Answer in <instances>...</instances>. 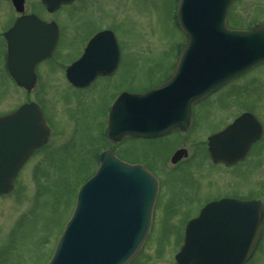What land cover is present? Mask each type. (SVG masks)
I'll use <instances>...</instances> for the list:
<instances>
[{
  "label": "water",
  "instance_id": "obj_1",
  "mask_svg": "<svg viewBox=\"0 0 264 264\" xmlns=\"http://www.w3.org/2000/svg\"><path fill=\"white\" fill-rule=\"evenodd\" d=\"M41 1L48 11H54L71 0ZM232 1L178 0L176 18L186 40L173 71L152 90L124 92L116 98L108 115L109 138L186 130L194 102L264 62V23L248 29L228 28L225 18ZM12 2L17 11H23V0ZM57 34L55 22L42 21L34 14L20 15L4 33L6 66L18 85L28 91L32 88L34 66L49 56ZM113 39L110 31L99 32L83 56L94 52L98 58L104 48L114 45ZM82 58L67 69L70 81L76 85L84 84L78 81L83 73H106L113 68L89 69ZM247 117L250 115H242L209 138L214 161L231 162L245 153L254 138L251 130L241 127ZM47 136L42 112L33 102L0 115V194L11 191L17 171ZM181 152L174 153L172 162ZM155 195L156 180L142 165L123 162L112 150L103 151L96 172L78 191L72 215L48 264H127L147 236ZM257 209L261 212L253 201L221 199L208 203L186 224L183 245L175 255L177 263L243 264L259 236L262 213H252ZM223 210L240 213L223 214Z\"/></svg>",
  "mask_w": 264,
  "mask_h": 264
},
{
  "label": "rangeland",
  "instance_id": "obj_2",
  "mask_svg": "<svg viewBox=\"0 0 264 264\" xmlns=\"http://www.w3.org/2000/svg\"><path fill=\"white\" fill-rule=\"evenodd\" d=\"M82 1L49 13L40 0H25L26 12L56 21L61 34L52 58L40 66L39 79L43 81L29 94L4 73L5 49L0 39V114L30 98L41 106L47 122L52 120L54 124L48 143L24 165L12 192L0 196V264L47 263L73 211L77 191L92 173L93 150L100 143L106 101L119 88L140 91L158 83L172 68L176 51L171 49L184 40L174 20L176 0ZM8 7L5 0H0V21L7 15L8 19L13 17L12 12L7 14ZM257 21H264V0H234L229 5L226 24L230 28H246ZM1 24L5 26L7 22ZM98 26L109 27L116 33L124 49L118 73L108 81L96 82L92 90L76 91L63 81L64 67L59 64H66L77 53L80 38ZM236 84H228L212 95L217 97L216 105L199 107L194 130L186 134L184 147L203 143L205 133L216 129L226 118L220 108L221 97L236 96L243 102H251L253 97L264 98V77H249L244 90L238 91ZM229 102L231 106L235 104L232 98ZM171 138L132 141L118 152L128 161L144 162L154 168L162 187L148 239L131 264H176L173 257L181 230L191 216L173 214L171 208L182 204L185 194L209 193L202 185L203 179L200 184L188 166L164 165L176 147ZM202 152L201 147H196L192 166L199 167L204 161ZM203 171L200 168L201 176L205 175ZM259 172L257 196L264 203V166ZM234 182L235 191L254 188L247 179L236 180L234 176ZM246 264H264V239Z\"/></svg>",
  "mask_w": 264,
  "mask_h": 264
},
{
  "label": "flooded vegetation",
  "instance_id": "obj_3",
  "mask_svg": "<svg viewBox=\"0 0 264 264\" xmlns=\"http://www.w3.org/2000/svg\"><path fill=\"white\" fill-rule=\"evenodd\" d=\"M5 2L10 7V8L8 7L9 11L7 9V14L12 12V16H13L12 18L8 19V15H7L4 21H0V39L2 40V48L5 49V54H6V39L4 37V33L9 28L12 27V25L14 24V21L19 16V13L15 11L12 0H5ZM81 2H83V1L82 0H73L72 2H70L69 4H66V5H73V4L81 3ZM25 9L26 8L24 6V13H29V12H26ZM45 20H50V19H45ZM1 22H7V24L5 26H2ZM106 26H109V25H106ZM106 26H98V27L94 28L90 33H88L87 36H82L80 38V41H79L77 53L69 61H67L66 64H64L63 66L58 63L60 67H64V68H62L63 81H65L66 84L71 89H75L76 91L92 90L93 87H95L98 83L105 82V80L108 81L118 73V68L120 67L122 53H124V49L120 45V41H119V38L117 37V34L114 33L109 27H106ZM102 30H109L111 32V34L114 37V39H113L114 40L113 41L114 47L111 45L110 49H109V47L104 48L102 53H101V56L97 55L98 58H96L94 56V55H96L94 52H91L92 55L84 57L85 56L84 54H85L87 45L90 42V39H92L96 35V33H98L99 31H102ZM60 38H61V34H60V29H59L57 41H56V44H55L50 56L40 60L39 62H37L35 67H34L35 84H34L33 88L31 89V91L33 89H35L36 86H39L41 81H43V79H41V78L39 79V77H40V71H39L40 66L52 58V55H53L56 47L58 46V44L60 42ZM109 44L110 43L108 42V46H109ZM177 46H178V43L176 42L175 49H171V50L177 52L178 51ZM174 57L175 56H173V58ZM81 58H82V60H81L82 62H83V60H85L87 62L86 65L89 66V69L99 68V67L107 68V66H111V65L113 66V68L109 72H106V73L91 74L90 72H88V74L87 73H83L82 75L80 74L83 79L82 80L79 79L78 81H79V83L83 82L84 84L76 85L70 81V79L67 75V68L71 65L72 62H74L75 60H79ZM173 58H172V62H171L172 64L174 61ZM96 59H99V60H96ZM171 69L169 70L168 74L166 76H164V78H160V81L158 83L162 82L165 78L168 77ZM4 73L6 75H8V78L10 79V81H12L14 84H16L14 82V80L11 78L7 69L5 68V63H4ZM260 73H262L263 75H261ZM249 77H256L258 79L261 77H264V62L259 63L256 66L252 67L251 69L243 72L242 74H240L235 79V81H233V82L231 81L228 84H233V83L237 82L236 86H238L237 87L238 91L244 90L243 87L247 84V79ZM126 79L128 81V84L130 85V79H128L127 77H126ZM96 82H98V83L96 84ZM155 83L153 85H155ZM228 84H226L225 86H227ZM152 86H150V87H152ZM131 87H132V85H131ZM132 91L133 90L127 89L126 87H122L121 89L119 88L117 91L113 92L111 97H109L108 100L106 101L107 102L106 108L103 107V110H102V120H101L102 121V128L99 130L101 132V136L99 138L100 143H99L98 147L95 150H93V159H92L93 165L92 166L97 165L98 156H99L100 152L105 150V149L113 150L114 154L118 158H120L121 160H124V161L129 162V163H138V164H142L143 166H145L155 176V178L157 180V193H156L155 202H154V205L152 208V214L154 215L156 208H157L156 201L160 198V194L162 191L161 182H160L159 176L156 173V170L152 167H149L144 162L128 161L127 159L122 157L118 152L120 151V148L124 144L131 143L132 141L139 140V141H144V142H154V141H158V140H162V139H168V138L172 137L171 139L176 142V147L171 151L167 160L165 162L162 161V164L164 162V165L166 166V163H167V167H171V168H173V167L178 168L180 166H185V167L188 166L190 168L191 173L194 174L195 177L197 178V181L201 184L200 181H201V179H203L202 185L206 189H209V193L206 196H203V194H185V197H182L184 199L182 201V204H177V206L171 208L173 214H178V215H185V214L187 215L188 214L189 216L194 217L200 212V209L206 203H208L210 201L219 200V199H229V200H246V201L256 202V204L258 206H261L262 213L264 215V203L257 196V194H258L257 182L260 179V172L259 171H260V168L262 166H264V98L263 97L262 98L261 97L260 98L259 97H253L251 102H249L248 99L245 102H243L240 98L236 99V96H235V98L231 97V96L221 97L220 108L222 109V112L225 115L224 117H226V118H223V121H222L223 123L220 122L222 124L219 123V126L216 129H214L213 131H207V133H205L203 143H191L190 146L185 145V147H184L183 144H184V141L187 137L186 134H189V133L191 134L194 130L199 107L203 106L204 108H206L212 104L216 105L218 102L216 100L217 97L212 96V95L216 94L220 90L209 95V96H207V97H205L204 99H202V100H200V101H198L192 105V123H191L190 128L185 132L174 130V131H171L165 135L152 136V137H128V136H124L118 140H112V139L107 138L106 135L104 134V128L106 125V120H107V115H108L110 105L112 104L114 99L120 93L132 92ZM210 98H213V99L209 100ZM230 98H232L234 100L235 104L233 106L230 105V102H229ZM224 99L226 100V102L224 101ZM27 101H34V100L28 98ZM40 108H41V106H40ZM233 108H235V110L231 111V109H233ZM43 114H44V111H43ZM242 114H247V116L249 114L250 117H247L245 120H243L241 122V127L246 126L247 130L248 131L251 130V134L254 136L253 140L248 145L245 153H243L242 156L238 155V158L236 160L231 161V162H227V163L226 162H220V161L215 162V161L211 160L207 137L209 135H211L212 133L226 127L227 125L232 123L237 117H239ZM44 118H45L46 124L49 128V135H50L51 134L50 132L53 131V125L54 124H53L52 120L50 123L47 122L45 114H44ZM182 136H185V137H182ZM196 147L202 148L203 157L205 158L204 161L199 165V167L198 166H192V159L195 156ZM182 148H183V151L181 152V157L177 161L171 162L170 158H171L172 154L176 150H179ZM231 154H232V152L226 153L227 156H230ZM200 168L202 171L204 170L203 171L205 173V175L203 173L204 176H201ZM212 173H217V174L212 176L211 175ZM253 173L255 174V177L252 176ZM234 176L236 177V180L247 179V181L252 183L254 186V188H252V191H250L249 189L247 190V192L246 191H243V192L235 191ZM214 184H216V185H214ZM217 186L226 187L227 189L219 190L217 188ZM227 212L240 213L237 211L234 212V211H226V210L225 211L223 210L221 213L224 214ZM252 213H254V214L260 213L261 214V212L258 210L252 211ZM183 232L184 231L182 229L181 234H180V244L182 243ZM263 239H264V221L262 224L261 233L259 235L257 244L255 246V250H254L251 257H253L255 255V253L257 252V250L260 246V243L262 242ZM180 244H179V246H180Z\"/></svg>",
  "mask_w": 264,
  "mask_h": 264
}]
</instances>
